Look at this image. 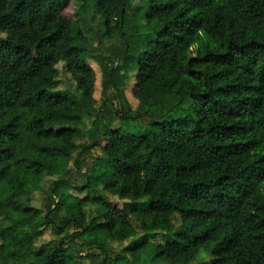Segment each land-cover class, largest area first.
Segmentation results:
<instances>
[{
  "label": "trees",
  "instance_id": "16d2710c",
  "mask_svg": "<svg viewBox=\"0 0 264 264\" xmlns=\"http://www.w3.org/2000/svg\"><path fill=\"white\" fill-rule=\"evenodd\" d=\"M76 1L103 13L102 38L129 43L126 75L111 69L103 90L114 89L117 118L148 124L141 134L102 128L97 117L98 137L75 142L91 131L84 114L96 79L76 44L87 39ZM130 1L0 0V218L9 221L0 264H192L201 250L213 264H264V0H142L153 38L134 49ZM59 62L80 96L53 93ZM133 68L138 111L125 94ZM86 153L93 160L82 171ZM72 167L82 182L66 179ZM47 176L56 178L46 210L25 204ZM89 208L98 213L90 220ZM135 217L144 240L112 257L110 240L137 235ZM46 229L57 237L37 250ZM159 233L162 242H149Z\"/></svg>",
  "mask_w": 264,
  "mask_h": 264
},
{
  "label": "rangeland",
  "instance_id": "374dc122",
  "mask_svg": "<svg viewBox=\"0 0 264 264\" xmlns=\"http://www.w3.org/2000/svg\"><path fill=\"white\" fill-rule=\"evenodd\" d=\"M130 3L132 5V8H130L127 15L129 23L126 25L125 31L127 34V39L130 40V43L132 44V49H134L137 46V43L146 39H152L153 33L144 15L148 9L147 7H142V0H131ZM91 5L92 4H87L82 6L81 2H75V9L76 13H78L79 26L87 36V39L80 37L79 41H76V44L79 47H86L89 50L90 58L88 59V63L92 66L96 73V79L94 83V100L92 102V108L89 110H85L84 114L83 131H91H89V134L86 136L84 134H79L75 137V142L78 146H83L86 143H90L91 137H98L99 131H97L96 126L93 125V122L97 117H101L99 124L100 126L102 125V128H104L105 126H110L112 129L123 128L126 131L141 134L148 127L147 123L141 124L140 122L134 120L124 122L117 118L115 111L117 108H119V100L114 99L115 91L113 88H108L106 91L103 90V86L109 77V72L111 69L118 67L120 69V75H126V70L123 67H120V65H122V62H124L121 60V56L125 50V47H129V43L125 44L126 46H124L123 39L122 37H120V35H117L112 39L102 38V32L105 31V17L102 12H96V10H94V7L92 8L93 5ZM137 7H140V13L134 17L133 12L134 10H136L135 8ZM64 65V62H59L56 66L57 70H59L58 86L53 90V93L58 94L59 92H62L63 94L67 93L71 96H80V92H78L74 79L69 73H67ZM127 74L129 78V80L127 78V80L129 81V86L125 89V94L128 103L131 107V110L138 111L139 102L135 98L133 93L136 69L133 68L129 70ZM102 142L104 144L105 140H102ZM77 157L78 155L76 154L75 158ZM78 158L82 167V171H88L93 160L92 156L86 153L79 156ZM55 178L56 177L53 176H47L40 190L36 191L31 197L25 199L24 203L27 205H32L36 208H40L43 211L46 210L45 206L48 204L47 191L51 180H54ZM66 179L69 180L72 184L82 182L80 174L74 167H72L71 173L66 176ZM63 193L65 195L75 194L80 197L86 196V193H78L69 187H65L63 189ZM106 200L128 213L133 211L134 204L132 203V201L123 200L115 195H107ZM139 204L140 205L138 206L142 205L141 203ZM88 210L89 220L92 217L96 216V214H98L96 213V211H91L94 209L89 208ZM132 222L134 223V226L137 230V235L133 239L130 238L124 242L110 240L109 253L112 257L116 256L120 252L128 251L127 248L131 245L136 246L137 243H141V241L144 240V235L148 233L147 231L145 232L141 229L138 218H132ZM181 222V218L178 215H175V217H173L172 219V223L175 227L180 226ZM0 225L4 227L9 226V221L5 218H0ZM150 233H152V231H150ZM42 234L34 242V246L37 250H39L45 244L57 237L54 233H52L51 229L43 230ZM162 239L163 236L161 233H159L156 237L150 238L149 242H151L152 244H156L162 242ZM82 243V240L77 243L79 248H83L81 247L84 246L82 245ZM147 251L145 250V252H143L142 256L145 255L143 259L147 258ZM82 261L84 264H92L90 259L88 258L82 259ZM147 263H149V261L145 262V264ZM119 264H123V262L120 261ZM192 264H213V258L206 250H201L199 255L197 256L196 261Z\"/></svg>",
  "mask_w": 264,
  "mask_h": 264
}]
</instances>
